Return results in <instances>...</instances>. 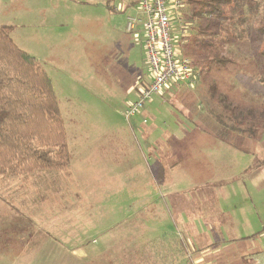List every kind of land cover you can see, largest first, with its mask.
<instances>
[{"label": "rangeland", "instance_id": "obj_1", "mask_svg": "<svg viewBox=\"0 0 264 264\" xmlns=\"http://www.w3.org/2000/svg\"><path fill=\"white\" fill-rule=\"evenodd\" d=\"M118 2L0 0V25L51 80L71 158L61 171L0 176V264L119 261L118 236L145 225L183 239L188 204L202 218L205 199L264 220V0L235 13L248 33L228 46L229 65L202 63L195 86L163 91L128 121L151 72L142 31H127L136 12ZM172 157L183 161L169 167Z\"/></svg>", "mask_w": 264, "mask_h": 264}, {"label": "trees", "instance_id": "obj_2", "mask_svg": "<svg viewBox=\"0 0 264 264\" xmlns=\"http://www.w3.org/2000/svg\"><path fill=\"white\" fill-rule=\"evenodd\" d=\"M246 1L181 0L182 6L172 16V36L179 40V58L198 77L204 72L199 67L202 63L207 71L231 63L228 46L248 33L246 28L238 29L235 19ZM256 25L264 38V11ZM9 32V27L0 25V176L61 171L70 166L71 158L51 80L32 56L14 44ZM189 42L194 60L185 53ZM256 58L264 60V47ZM224 119L217 117L222 124Z\"/></svg>", "mask_w": 264, "mask_h": 264}, {"label": "crops", "instance_id": "obj_3", "mask_svg": "<svg viewBox=\"0 0 264 264\" xmlns=\"http://www.w3.org/2000/svg\"><path fill=\"white\" fill-rule=\"evenodd\" d=\"M119 4L120 10L131 9L136 15L144 17L140 14L138 0H119ZM138 30L143 33L142 27ZM179 84L183 83L171 84L164 92H172ZM172 159L176 158H170L166 162L167 166L178 167L183 161L180 158L172 163ZM190 205L185 211L187 221H184L181 228L184 240L161 230L147 231L144 225L136 237L129 234L117 237L121 240V246L119 250L113 251L121 254L120 260L115 259L116 262L110 263L108 257V264H264V220L259 222L257 214L249 209L244 220L237 208L232 209L230 205L222 206L205 199L199 205L202 218H191L188 215L192 214ZM148 220H143V223ZM114 238H107L104 253H110L109 244ZM77 252L86 253L83 248H78ZM61 264H68L65 258Z\"/></svg>", "mask_w": 264, "mask_h": 264}, {"label": "built area", "instance_id": "obj_4", "mask_svg": "<svg viewBox=\"0 0 264 264\" xmlns=\"http://www.w3.org/2000/svg\"><path fill=\"white\" fill-rule=\"evenodd\" d=\"M140 14L129 16L127 31L143 28V47L146 52L151 80L142 87L137 99L127 108L125 119L138 115L146 102L162 94L171 84L196 85L198 74L192 66L179 58L172 36V16L181 6V0H138Z\"/></svg>", "mask_w": 264, "mask_h": 264}]
</instances>
